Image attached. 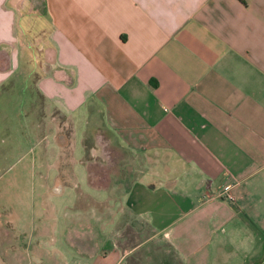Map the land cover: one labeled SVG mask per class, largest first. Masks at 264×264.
Masks as SVG:
<instances>
[{"label":"crops","instance_id":"1","mask_svg":"<svg viewBox=\"0 0 264 264\" xmlns=\"http://www.w3.org/2000/svg\"><path fill=\"white\" fill-rule=\"evenodd\" d=\"M31 81L79 130L88 184V127L120 151L123 205L182 264L264 263V0H0V91ZM58 132L45 138L63 159ZM73 205L57 237L30 223L40 240L23 245L8 230L0 263L128 264Z\"/></svg>","mask_w":264,"mask_h":264},{"label":"rangeland","instance_id":"2","mask_svg":"<svg viewBox=\"0 0 264 264\" xmlns=\"http://www.w3.org/2000/svg\"><path fill=\"white\" fill-rule=\"evenodd\" d=\"M13 86L11 83L0 91V242L5 243L6 232L13 229L19 233V244L40 240L31 238L30 223H48L57 237L64 227V216L73 214L71 208L78 202V208L90 211V215L94 209L97 231L111 233L128 264H182L173 248L123 205V166L109 161L111 155L119 158L120 151L105 152L106 144L97 143L93 129L88 127L84 146L92 150L88 159L95 162L89 167L88 184L82 167L72 165L71 149L76 150V158L81 154L78 135L74 136L79 130L74 131L65 117L45 111L32 81L25 87ZM23 102L25 108L20 107ZM56 128L65 138L63 159L58 157L60 150L52 137L45 138V133H56ZM102 163L104 166H99ZM60 185L64 190L59 195ZM25 223L24 233H28L22 240ZM21 257L19 263L29 262L25 255Z\"/></svg>","mask_w":264,"mask_h":264},{"label":"built area","instance_id":"3","mask_svg":"<svg viewBox=\"0 0 264 264\" xmlns=\"http://www.w3.org/2000/svg\"><path fill=\"white\" fill-rule=\"evenodd\" d=\"M233 186H234L233 183H229V184L225 185L223 187V189H222L221 195L225 196L226 199H232L233 197L231 196V192L230 191H231V189H232Z\"/></svg>","mask_w":264,"mask_h":264},{"label":"flooded vegetation","instance_id":"4","mask_svg":"<svg viewBox=\"0 0 264 264\" xmlns=\"http://www.w3.org/2000/svg\"><path fill=\"white\" fill-rule=\"evenodd\" d=\"M262 264H264V263H262Z\"/></svg>","mask_w":264,"mask_h":264}]
</instances>
